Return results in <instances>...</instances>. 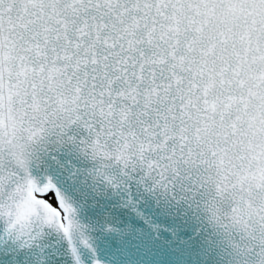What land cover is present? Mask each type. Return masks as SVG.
<instances>
[{"label":"snow or ice","instance_id":"1","mask_svg":"<svg viewBox=\"0 0 264 264\" xmlns=\"http://www.w3.org/2000/svg\"><path fill=\"white\" fill-rule=\"evenodd\" d=\"M72 128L98 173L140 168L228 264H264V0H0V225L21 246L53 228L89 264L76 208L32 171Z\"/></svg>","mask_w":264,"mask_h":264},{"label":"water","instance_id":"2","mask_svg":"<svg viewBox=\"0 0 264 264\" xmlns=\"http://www.w3.org/2000/svg\"><path fill=\"white\" fill-rule=\"evenodd\" d=\"M77 143L52 135L38 146L39 167L77 210L81 225L74 239L90 246L79 251L99 264H228L221 239L202 212L153 188L140 168L119 165L98 173V162L79 150L86 133L67 132ZM0 264H73L68 242L45 227L31 245L21 246L0 225Z\"/></svg>","mask_w":264,"mask_h":264},{"label":"clouds","instance_id":"3","mask_svg":"<svg viewBox=\"0 0 264 264\" xmlns=\"http://www.w3.org/2000/svg\"><path fill=\"white\" fill-rule=\"evenodd\" d=\"M79 234H80V229L74 230L73 239H77L79 237Z\"/></svg>","mask_w":264,"mask_h":264}]
</instances>
